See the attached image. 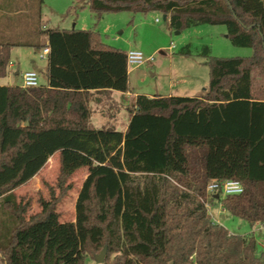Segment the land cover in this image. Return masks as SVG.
Instances as JSON below:
<instances>
[{"label": "trees", "instance_id": "trees-1", "mask_svg": "<svg viewBox=\"0 0 264 264\" xmlns=\"http://www.w3.org/2000/svg\"><path fill=\"white\" fill-rule=\"evenodd\" d=\"M96 19L107 12H160L173 30L224 25L249 57H212L198 97L130 96L124 130L94 127L90 103L110 90L130 92L126 52L93 29L45 30L46 82L0 85V259L3 264H264L253 233L236 235L216 223L206 204L251 227L264 226V0H75ZM12 43H0V79ZM40 47V46H39ZM190 55L189 45L179 51ZM27 122V124H25ZM61 155L55 197L40 211L14 190L55 153ZM87 167L74 221L56 206L64 181ZM233 180L239 194L207 192ZM96 262V261H95Z\"/></svg>", "mask_w": 264, "mask_h": 264}, {"label": "rangeland", "instance_id": "rangeland-1", "mask_svg": "<svg viewBox=\"0 0 264 264\" xmlns=\"http://www.w3.org/2000/svg\"><path fill=\"white\" fill-rule=\"evenodd\" d=\"M41 13L49 19L50 27L71 28L73 23L77 28L93 29L100 35L106 45L121 49L140 51L145 59L142 64L128 66V82L131 93L142 95H201L208 86L209 68L205 64L207 58L201 56L204 46L210 50L212 57H249L252 55L250 47L236 46L227 37L224 25L201 24L181 31L170 28L168 20L163 19L160 12L135 13L107 12L100 19H96L93 12L75 0H42ZM82 7H86L81 9ZM158 20V21H156ZM171 45L174 47L171 49ZM189 45L190 55H181L179 51ZM26 52H33L26 51ZM20 71L30 70L34 65L41 66L43 60L39 54L29 58L23 55ZM7 77L0 79V84H6ZM13 77V82H17ZM42 83V76L39 77ZM122 99L120 117L115 120V129L122 130L127 121V111ZM96 117L91 116L95 126ZM61 155L59 152L51 156L40 172L28 183L13 192L18 201L30 202L26 216L40 211L39 198L49 199L50 190L58 197L60 190L57 181L60 173ZM87 167L81 165L64 181L68 189L56 206L61 221H74L75 202L78 192L86 177ZM213 220L222 225L230 233L246 235L253 233L256 241L257 256H261L264 263V226L251 227L245 220L236 218L223 210L220 203L213 201L209 204ZM222 215L224 217H222ZM100 253V252H99ZM98 253V254H99ZM107 249H105V254ZM87 264H99L88 258ZM0 264L3 262L0 259Z\"/></svg>", "mask_w": 264, "mask_h": 264}, {"label": "crops", "instance_id": "crops-1", "mask_svg": "<svg viewBox=\"0 0 264 264\" xmlns=\"http://www.w3.org/2000/svg\"><path fill=\"white\" fill-rule=\"evenodd\" d=\"M42 0H0V43H12L14 46L11 47L9 53V64L7 67L6 77L9 82L6 84H0L2 86L20 85L21 86V75L24 72L20 71V64L22 63L23 55L28 53L29 58L34 57L35 54H39L43 60L41 66L34 65L31 69L36 71L42 76V83L46 82L45 70L47 67V54L42 55V50L47 48L48 38L45 30L50 28L49 19H45L41 13ZM87 7V6H86ZM86 7H82L84 9ZM168 23L169 19L167 18ZM76 23L72 24L71 28L68 29H85L75 27ZM66 29V28H58ZM40 46V47H39ZM33 52H26L31 51ZM13 77L18 80L13 82ZM40 84H42L39 81ZM206 90V89H205ZM204 90V92H205ZM203 92V93H204ZM202 93V94H203ZM201 94V95H202ZM133 94L130 92L121 93L119 91L110 90L109 94H103L98 96L99 102H91L90 106L93 110L92 115L96 117V125L93 126L100 128L101 126H114L117 116L120 117L122 108V99L125 101V97L130 98ZM137 95V94H134ZM160 96H187V97H198L201 95L190 96V95H172L158 94ZM152 97L153 95H146ZM128 102V101H127ZM127 104V103H126ZM125 104V106H126ZM128 119V115H127ZM91 120V118H90ZM92 123V122H91ZM127 123V121H126ZM125 123V124H126ZM126 125H124L123 129ZM222 217H224L222 215Z\"/></svg>", "mask_w": 264, "mask_h": 264}, {"label": "built area", "instance_id": "built-area-1", "mask_svg": "<svg viewBox=\"0 0 264 264\" xmlns=\"http://www.w3.org/2000/svg\"><path fill=\"white\" fill-rule=\"evenodd\" d=\"M158 21V20H156ZM174 46L171 45V49ZM48 48L42 50V55L47 54ZM127 65L136 66L144 62L143 55L140 51L129 50L126 52ZM39 75L36 71H26L21 75V86L22 87H37L39 86ZM244 185L241 182L233 180H223L220 182H212L207 186V192L215 195H229V194H239L243 192ZM208 213L212 216L210 209L211 206L206 204Z\"/></svg>", "mask_w": 264, "mask_h": 264}, {"label": "water", "instance_id": "water-1", "mask_svg": "<svg viewBox=\"0 0 264 264\" xmlns=\"http://www.w3.org/2000/svg\"><path fill=\"white\" fill-rule=\"evenodd\" d=\"M163 19H166L164 15H163ZM25 124H27V122ZM216 197H218V195H216ZM104 255H105V248L95 256V261L97 263H101L103 261Z\"/></svg>", "mask_w": 264, "mask_h": 264}]
</instances>
